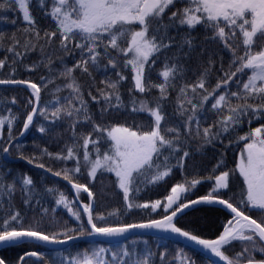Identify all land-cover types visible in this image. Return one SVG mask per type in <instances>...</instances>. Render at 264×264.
<instances>
[{"label":"snow or ice","instance_id":"1","mask_svg":"<svg viewBox=\"0 0 264 264\" xmlns=\"http://www.w3.org/2000/svg\"><path fill=\"white\" fill-rule=\"evenodd\" d=\"M0 23L15 28L0 30V85L30 93L18 135L20 116H0V248L21 249L0 264H264V0H0ZM20 68L44 73L36 82L17 78ZM45 91L52 99L42 104ZM33 129L40 142L26 155L20 137ZM12 159L74 195L58 181L41 193L23 173L17 208L16 181L4 178ZM177 170L183 179L169 187ZM98 179L119 190L125 215L145 218L96 212ZM161 185L160 198L139 199ZM60 208L74 223L58 219ZM202 210L223 215L214 238L180 223ZM79 241L86 246L73 248Z\"/></svg>","mask_w":264,"mask_h":264},{"label":"trees","instance_id":"2","mask_svg":"<svg viewBox=\"0 0 264 264\" xmlns=\"http://www.w3.org/2000/svg\"><path fill=\"white\" fill-rule=\"evenodd\" d=\"M7 16L10 18H13L15 16V13L9 12L7 13ZM41 23H43V21H41ZM0 30H5L8 31L9 33L11 31H14L15 28L13 25L11 24H5V23H0ZM203 39V38H202ZM201 39V40H202ZM5 55V53L3 52L2 49H0V58H3ZM36 58L35 54H33V56L26 62L30 63L32 60H34ZM69 64H71V60L68 61ZM44 73V69H40L39 71L32 73V74H28L26 72H24L23 68H20V70L17 72V78L23 77V78H30L33 81L39 82L40 79V75ZM8 75V70L7 68L4 70H0V78L5 77ZM126 87V85H125ZM30 93L25 91L22 87H17V86H11V85H0V116H8L9 113L7 111L8 108L12 109V114L13 115H17L20 116V120L17 121L16 126L14 128V132L16 135L19 134V130L22 128V119H23V112H24V107L23 105L26 104L27 99L29 97ZM15 97L17 99V104L16 105H12L11 104V98ZM125 98L126 94H125ZM52 99L51 95L45 91L42 92V104L43 103H47ZM93 109H95V106H93ZM171 109H169L170 111ZM128 119V123L131 124L132 123V119L130 117L127 118ZM36 120L38 123H46L45 121L42 120V118L40 117H36ZM0 135H2V137L6 138L8 133H7V125L4 126L3 130H0ZM40 134L35 132V130L33 129L32 131L28 132L24 137H20V143L22 145H24V150H25V154L28 155L32 152V144L33 141H39ZM65 139H67V134H65ZM3 143V139H0V144ZM49 149L51 151H58L61 147H63V141H61L59 144L53 142L50 143L48 145ZM210 151L212 150H208L207 154L210 155ZM219 152V156H220V151ZM227 155L229 156V152H227ZM226 155V156H227ZM227 162H229V157L226 159ZM46 164H51L52 162L47 160V158H45L44 161ZM9 167L12 169V171L10 173H7L5 175V180L7 181H12L13 179H15L16 181V186H17V191L15 193L14 196V203L16 205L17 208L21 207V193L19 192V187H20V175L23 173H27L28 175H30L33 180L36 182V187L37 189L43 193L44 192V185L46 184L47 186H53L54 182L58 181V186L64 190L68 195L69 198L71 199V197L74 195V192L71 191V188L69 186H67L66 184H64L62 181L57 180L55 177H51L48 174V178L46 180L43 181V183L41 182V176H42V170L40 169H36L34 166L29 165L26 163V161H22V160H17V159H12L9 162ZM81 180H84V177H81ZM107 184L110 185L109 181L107 179H104L102 182L101 180H97L94 185H93V190L96 192V194H98V191L96 190L95 187H99L106 189V191L108 192V194L105 196L101 194V199L104 200V197H107L108 199L111 200V202L113 203V199H111L113 196V194H115L117 192V190L115 191L112 187L111 188H107ZM97 187V188H98ZM235 187V185H234ZM99 188V190H100ZM111 189V190H110ZM115 191V193H114ZM198 191L200 193H203L204 191H206L205 187H199ZM104 192V193H107ZM85 197V202H86V193L82 194ZM100 195V194H98ZM100 197V196H99ZM109 202V200H104ZM41 202L43 204V206L45 207H49L51 205L54 204V201L47 196V194H44L41 197ZM114 205V203H113ZM36 214H39V208L36 209ZM136 214V213H134ZM28 215L29 217H31L33 215L32 210L28 211ZM51 215V213H50ZM57 217L58 219H60L61 221H63L64 219H68L70 222L74 223V221H71V218L68 217L66 210H64L63 208H60L57 210ZM223 220V215L214 211H206V210H202V211H197V212H192L190 213L188 216L184 217L180 223L184 224V225H189L191 227H193L196 231H198L201 235L206 236V237H212L214 238L215 234L217 233V230L220 228V224L221 221ZM47 227V225H46ZM87 242H80L77 243L76 245L72 246L73 248H83L86 246ZM101 244L107 245L105 243L100 242ZM157 243H162V241H156V242H152V247L155 250L156 248V244ZM142 247V245H141ZM48 247L47 246H42L41 248L37 249L38 251H46ZM169 248V259H172V256L174 255L175 252V246L172 243H169L168 245ZM21 252L20 248H9V249H5V248H0V255L2 256H6L9 259L16 257L18 253ZM158 260V257H157Z\"/></svg>","mask_w":264,"mask_h":264},{"label":"rangeland","instance_id":"3","mask_svg":"<svg viewBox=\"0 0 264 264\" xmlns=\"http://www.w3.org/2000/svg\"><path fill=\"white\" fill-rule=\"evenodd\" d=\"M196 35L198 36L199 39H202L203 38V32L202 31H198L196 33ZM153 78L155 79V76ZM253 126H258V124L254 121L253 122ZM210 150H212V149H210ZM218 151H220V153H221L223 151V147L220 146L218 149L210 151V155L207 154L203 158V161L205 163L204 164H201V170L202 171L204 169H207V170H210L211 169L212 165L216 162V159L219 158V155H218L219 152ZM234 154H235L234 151H229V156L226 153V155H227L226 156V159L229 157V162H227L228 165H229V167H231L232 164H233V156H234ZM198 159H200V158H198ZM192 171H193L192 168L189 167V169H188L189 175L192 174ZM179 174L180 173L177 170V171L174 172V175L171 178H169V182H168V186L169 187H170V185L172 183L183 179V177L181 175L179 177ZM100 186L99 187L97 186L98 188L95 187L96 190L98 191V194H100V195L96 194V200H95L96 212L103 213L106 217H108V219H109L110 222H132V221H136V220H140L142 218H145V217H143L142 214H137V213L136 214L133 213V214H130V215H125L124 214V205H123V197H122V194L117 189H116L117 192L115 193V191H116L115 188H113L115 190L114 191L115 194H113V196L114 195L115 196L111 198L114 201L113 202L114 205L111 202V200L108 199L107 197H104V198L106 200H109V202L104 201L105 199L102 200L101 199V194L105 196V194L107 195L108 192L106 191V189H104V187L103 188H100ZM99 188H100V190H99ZM107 188H111L112 189V186L109 185V184H107ZM104 192H107V193H104ZM164 192H165V186L164 185H161V187H160L159 190L157 189V187H154V191L153 192H150V190L149 191L146 190L145 192H142L140 194L139 199L141 201H144V200H148L149 198H153V199L154 198H160L164 194ZM145 193H147V194H145ZM113 211H118L119 212V216H111V217H109L108 216V213L109 212H113Z\"/></svg>","mask_w":264,"mask_h":264},{"label":"water","instance_id":"4","mask_svg":"<svg viewBox=\"0 0 264 264\" xmlns=\"http://www.w3.org/2000/svg\"><path fill=\"white\" fill-rule=\"evenodd\" d=\"M11 86H12V85H11ZM48 175L51 176L50 174H48ZM55 178H56L57 180H59V178H57V177H55ZM59 181H62V180H59ZM62 182L71 188V186L68 185L65 181H62ZM140 235H142V236H150L151 233H142V234H140ZM80 242H86V241H79L78 243H80ZM99 242H102V243L108 244L107 241H104V240H102V239H100ZM47 247L50 248V247H52V246H47ZM56 247H69V246H56Z\"/></svg>","mask_w":264,"mask_h":264},{"label":"crops","instance_id":"5","mask_svg":"<svg viewBox=\"0 0 264 264\" xmlns=\"http://www.w3.org/2000/svg\"><path fill=\"white\" fill-rule=\"evenodd\" d=\"M205 157V156H204ZM203 157V158H204ZM199 158V157H198ZM205 162L203 161V159H202V164H204ZM179 177H180V174H179ZM160 187L161 186H159V187H157V189L159 190L160 189ZM148 191L150 190V192H153L154 191V187H152V188H149V189H147ZM145 192V191H144ZM145 194H147V193H145Z\"/></svg>","mask_w":264,"mask_h":264}]
</instances>
